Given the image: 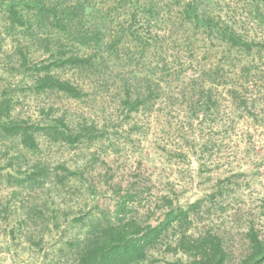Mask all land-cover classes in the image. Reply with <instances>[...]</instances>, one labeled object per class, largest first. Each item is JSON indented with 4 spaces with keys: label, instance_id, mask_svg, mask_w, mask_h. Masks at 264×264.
<instances>
[{
    "label": "rangeland",
    "instance_id": "374dc122",
    "mask_svg": "<svg viewBox=\"0 0 264 264\" xmlns=\"http://www.w3.org/2000/svg\"><path fill=\"white\" fill-rule=\"evenodd\" d=\"M42 1L47 6L57 4L74 10V3L81 0ZM147 1L88 2L82 27L98 30V36L106 42H119L114 53L103 54L109 69L102 68L104 75L98 78H78L68 67L51 69L60 79H69L87 91L86 96L75 99L55 90H35V72L20 66L22 52L30 61H46L59 52L61 43L67 45L66 55L82 56L93 52L87 44L94 42L84 43L87 40L82 39L83 44L74 50V33L61 32L53 19H45L39 30L40 23L33 20L34 9L23 11L25 20L30 17L32 21L20 27L12 23L6 0H0V99H8L12 116L29 122L57 116V108L67 112L69 121L83 116L99 125L107 122V134L83 153L96 151L102 155L122 186L138 171L153 195L172 194L182 204L219 189L220 195L213 199L226 203L223 215L231 233L245 230L246 220L263 227L264 0H199L203 9L251 42L250 49H229L218 37L194 29L182 12L187 0H152V12L146 10ZM131 10L133 16L129 17ZM74 24L73 18L71 29ZM39 36L49 42L40 43ZM137 37L150 45L143 52L136 44ZM159 43L164 51L160 56L155 49ZM147 71L153 73L156 93L136 110H129L121 104L119 87L114 85L119 76L115 75L123 72L143 77ZM202 74L201 87L192 79L196 76L202 81ZM50 107L53 112L46 113ZM38 139L40 156L50 167L58 161L74 167L78 149L50 144L41 134ZM20 149L15 139L0 138V217L6 216L5 220L0 218V264H68L77 230L69 220L81 201L74 180L62 191L44 188L51 191L49 195L59 208L58 213H51L50 207L46 218L57 215L66 221L60 226L43 224L41 243L29 245L24 236L29 224L20 221L27 218L32 198L42 190L30 195L25 182L20 181L18 170L23 168L18 164H22V158L16 159ZM62 198L64 203H60ZM96 199L99 207L113 204L109 197ZM95 200L84 212L96 211ZM64 213L67 215L63 217ZM12 227L14 232L10 234Z\"/></svg>",
    "mask_w": 264,
    "mask_h": 264
},
{
    "label": "trees",
    "instance_id": "16d2710c",
    "mask_svg": "<svg viewBox=\"0 0 264 264\" xmlns=\"http://www.w3.org/2000/svg\"><path fill=\"white\" fill-rule=\"evenodd\" d=\"M89 1H76L73 10L72 7L60 8L57 4L47 6L42 0H6L12 23H18L20 27L31 24L30 17L25 20V12L34 9L36 15L33 20L40 23L39 30H42L41 24L45 19H53L61 32L74 33L77 38L74 50L83 44L82 39L87 40L84 43L94 42L87 44L93 52L82 56L66 55L67 45L63 43L58 45L59 52L51 55V60L30 61L22 52L20 66L35 72L32 83L35 90H55L80 99L87 95V91L69 79H60L50 72L51 69L68 67L76 77L87 79L103 76L102 68L109 69L102 56L104 53H114L119 41L114 39L106 42L98 36V30L82 27ZM153 1H147L146 10L149 12L154 8ZM182 12L194 29H202L218 37L229 49H250L253 46L228 28L219 20L220 17L203 9L199 0H187ZM128 13L129 17L133 16L132 10ZM73 18L75 24L71 29ZM119 35L122 36L121 33ZM38 40L45 44L48 41L46 37L40 36ZM136 41L142 52L149 45L144 43V39L140 41L139 37ZM160 46L159 43L155 48L159 56L164 53ZM152 75L148 71L143 77L117 73L115 77L119 76V81L114 85L119 87L121 104L129 110H136L140 104L148 102L157 89L152 85ZM201 78L202 81H197L198 78L194 76L192 81L199 82L198 85L202 87L203 74ZM43 110L41 107L40 111ZM53 110L50 107L46 113ZM56 111H60L57 116L29 122L12 116L8 99H0V138L15 139L20 145L21 152L16 159L19 161L22 158V164L18 166L23 169L18 172L22 175L20 181L25 182L30 195L42 190L37 193V198H32L27 218L20 221L21 224H29L24 229L25 240L29 245L35 247L41 243L40 228L43 224L51 222L53 226H60L66 221V218L60 219L57 215L46 218L50 207L51 213H58L59 208L55 207V201L49 195L51 191L44 188L50 186L56 192L62 191L74 180V190L79 193L81 201L76 204L74 217L69 220L77 230L74 234V252L68 264H264V226L255 227L251 220H246L245 230L231 233L228 220L223 215L226 203L213 199L215 195H220L219 189L205 198L182 204L172 194L153 195L148 181L138 171L133 172L131 180L122 186L115 179L116 172L111 169L109 161L102 155L96 151L86 155L83 153V149H89L90 144L107 134L108 123L99 125L83 116H79L81 118L76 121H69L65 110L57 108ZM38 134L50 144L78 149L79 153L74 154V167H69L65 161H58L50 167L52 165L40 156ZM98 197H109L113 201L112 206L99 207ZM93 200V209L96 211L92 214L84 212ZM0 212L3 214V211ZM5 218L3 216L1 219ZM13 232L12 227L10 234Z\"/></svg>",
    "mask_w": 264,
    "mask_h": 264
}]
</instances>
